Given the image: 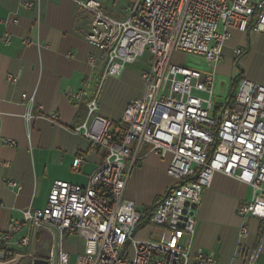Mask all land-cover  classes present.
Masks as SVG:
<instances>
[{
  "label": "built area",
  "instance_id": "built-area-1",
  "mask_svg": "<svg viewBox=\"0 0 264 264\" xmlns=\"http://www.w3.org/2000/svg\"><path fill=\"white\" fill-rule=\"evenodd\" d=\"M78 6L90 15L85 39L104 56L100 83L108 75H121L147 51L143 92L127 102L116 127L96 113L99 86L86 99L85 116L71 130L90 140L102 161L86 184L54 179L43 207L22 210V221L0 233V264H16L24 256L7 246L23 225L27 232L17 244L26 248V256L39 228L52 234L47 264H70V253L63 249L66 236L82 240L73 264H191L195 211L215 173L252 188L251 199L235 207L239 216L264 219V85L240 76L231 103L216 110L214 69L170 61L179 50L199 54L215 67L232 29L264 31V0H130L123 17L109 14L100 0H79ZM7 79L17 77L8 73ZM69 96L74 105L83 101L82 90ZM2 143L16 144L10 139ZM149 152L169 158L166 174L174 183L146 220L160 232L139 239L134 234L143 215L124 191L128 171ZM85 157L77 154L72 168L77 170ZM5 183L18 186L14 180ZM247 233L243 222L239 238ZM257 253L249 251L245 264H255ZM192 264L217 262L198 249Z\"/></svg>",
  "mask_w": 264,
  "mask_h": 264
},
{
  "label": "crops",
  "instance_id": "crops-1",
  "mask_svg": "<svg viewBox=\"0 0 264 264\" xmlns=\"http://www.w3.org/2000/svg\"><path fill=\"white\" fill-rule=\"evenodd\" d=\"M78 1L0 0V201L3 203L0 233L22 221L23 209L43 207L54 179L86 184L89 175L102 161L101 151L90 140L71 130L85 116L84 102L101 85L104 62L103 54L85 39L90 15L79 8ZM100 1L114 17H123L121 9L123 11L129 4L121 5L117 0ZM110 7L112 12L108 11ZM235 48L242 50L236 71H240V76L264 85V31L254 30H231V36L222 48L221 60L215 67L210 64L207 70L214 69L215 82L217 73H235L231 68L235 64ZM8 73L15 75L17 80L10 82ZM140 74L137 80L142 85ZM79 90L83 91V101L74 105L69 93ZM138 95V90L129 95L119 104L115 114L102 102L98 105L99 115L116 127L127 102ZM53 114L56 115L54 119ZM3 139L14 140L16 144L5 145ZM77 154L86 157L74 170L72 162ZM168 160V157L161 159L156 153L149 152L128 171L124 194L134 201L143 219L147 220L155 199H160L166 187L174 183V179L166 174ZM7 180H14L18 186L9 187L5 183ZM252 194L250 186L232 177L222 173L213 175L209 186L203 189L195 211L191 264L198 249L211 254L217 264H245L246 254L258 249L255 264H264V219L242 218L235 210L239 202L249 201ZM243 222L248 233L239 238V226ZM152 229L144 221L135 232L137 238L154 237ZM25 232L27 227L23 225L12 235L7 246L24 254L19 261L26 259L31 264L32 258L47 255L53 239L48 229L39 228L31 255L26 256V248L17 244ZM185 240V237L181 238L182 242ZM81 248L79 237L64 238L63 249L70 255H75Z\"/></svg>",
  "mask_w": 264,
  "mask_h": 264
},
{
  "label": "rangeland",
  "instance_id": "rangeland-1",
  "mask_svg": "<svg viewBox=\"0 0 264 264\" xmlns=\"http://www.w3.org/2000/svg\"><path fill=\"white\" fill-rule=\"evenodd\" d=\"M117 1L120 2L121 5H126L127 3L130 2V0H122V1L117 0ZM124 7L125 6H122V8ZM108 11L112 12V7L108 8ZM121 13L122 14L124 13L122 9H121ZM96 54H98L97 51ZM170 61L174 64L187 65L189 67L198 69L200 71H207L210 68L209 67L210 64L203 56L199 54L189 53L179 50L173 51V53L171 54ZM149 64H150L149 53L145 51V53L141 57H139L135 62L126 65L122 75L118 77L111 75L106 76L102 80L101 85L99 87L100 90L97 99V104L100 106L101 103L103 102L104 107H108L109 109L113 110L115 114L119 109V104L122 103L129 95L133 94L136 90H138V94H139L138 96H140L143 92L144 81L143 78L141 77L143 81V84L141 85L140 80L139 79L137 80V78L138 75L140 74V71L145 67L147 69ZM231 68H233L235 72L234 74L233 73H231V75H221L219 73L216 74L213 102L217 106L225 103L226 96L229 93L232 85V78L235 74H237L236 71L237 66L233 64ZM98 111L99 110H97L96 113L100 114ZM151 232L154 234H158L160 231L159 229L153 227ZM134 236L137 238L136 233L134 234ZM74 260H75V255L71 254L69 259L70 264H73ZM16 264H28V262L26 261V259H23L21 261H18Z\"/></svg>",
  "mask_w": 264,
  "mask_h": 264
},
{
  "label": "trees",
  "instance_id": "trees-1",
  "mask_svg": "<svg viewBox=\"0 0 264 264\" xmlns=\"http://www.w3.org/2000/svg\"><path fill=\"white\" fill-rule=\"evenodd\" d=\"M238 56H239V55H238ZM238 56L235 57V65L237 66V68H239V65H238ZM239 77H240V71H238L237 74H235V75L233 76V78H232V85H231V88H230L229 93H228L227 96H226V101H225V103H223V104L217 106V107H216V110H219V109H221L222 107H224V106H226V105H228V104L231 103V101H232V97H233V93H234V90H235V87H236V84H237V80H238ZM216 112H218V111H216ZM158 201H159V198L155 199L153 205L150 207L151 212L154 210V208H155V206H156V204H157ZM144 221H146V219H143V220L140 222V224H142ZM140 224H139V225H140Z\"/></svg>",
  "mask_w": 264,
  "mask_h": 264
},
{
  "label": "water",
  "instance_id": "water-1",
  "mask_svg": "<svg viewBox=\"0 0 264 264\" xmlns=\"http://www.w3.org/2000/svg\"><path fill=\"white\" fill-rule=\"evenodd\" d=\"M3 254H0V258H3ZM31 264H47V259L44 257H34L31 260Z\"/></svg>",
  "mask_w": 264,
  "mask_h": 264
}]
</instances>
